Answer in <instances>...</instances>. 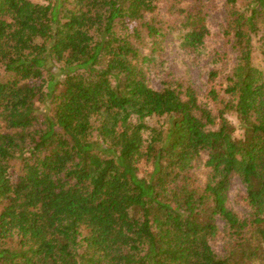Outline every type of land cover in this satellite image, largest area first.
Wrapping results in <instances>:
<instances>
[{
  "label": "trees",
  "instance_id": "1",
  "mask_svg": "<svg viewBox=\"0 0 264 264\" xmlns=\"http://www.w3.org/2000/svg\"><path fill=\"white\" fill-rule=\"evenodd\" d=\"M155 1L0 0V264H264V69L252 58L264 0H225L238 59L216 112L191 86L148 84L138 47L159 34ZM205 1L178 9L195 51ZM233 175L245 218L227 205Z\"/></svg>",
  "mask_w": 264,
  "mask_h": 264
},
{
  "label": "rangeland",
  "instance_id": "2",
  "mask_svg": "<svg viewBox=\"0 0 264 264\" xmlns=\"http://www.w3.org/2000/svg\"><path fill=\"white\" fill-rule=\"evenodd\" d=\"M44 3V0H32ZM154 13H146V17L155 22L159 27V34L152 43L145 37L143 45L139 46L142 56H150V61L141 62L145 71L148 84L156 89L163 88L166 82L173 85L181 84L183 87L191 86L202 105L209 107L213 112L220 107L219 99H229L224 88L227 85V77L237 63L238 54L233 45V38L226 28L228 17L225 0H207L204 5V17L196 18L198 25H204L208 29L203 48L195 51L186 47L182 42V33L186 31L183 26V16L179 8L192 6V0H156ZM197 8V6H195ZM259 34L253 39V64L264 69V58L261 50L260 35L264 34V20L260 22ZM262 37V36H261ZM212 71L217 72L215 79L210 77ZM215 88L218 93V101H213L208 96V91ZM40 111L47 109L39 104ZM227 118L235 127V136H241L243 131L234 113L228 112ZM151 125L161 126L167 121L164 117L147 119ZM207 153L202 152L200 158L193 162L192 172L197 181L204 184L207 180L208 170L204 163ZM19 164L16 162L14 170ZM151 169L147 163H141L139 173L144 174ZM246 189L237 175L230 178L227 188V205L240 218L248 217L250 208L244 202ZM217 234L210 238V244L214 252L223 256L226 248V224L220 217H216Z\"/></svg>",
  "mask_w": 264,
  "mask_h": 264
}]
</instances>
